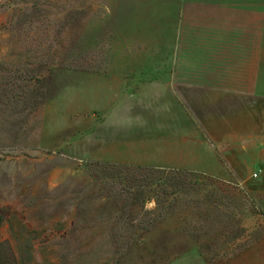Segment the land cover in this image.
Masks as SVG:
<instances>
[{"label": "rangeland", "instance_id": "rangeland-1", "mask_svg": "<svg viewBox=\"0 0 264 264\" xmlns=\"http://www.w3.org/2000/svg\"><path fill=\"white\" fill-rule=\"evenodd\" d=\"M110 1L0 0V241L8 242L17 264H235L243 252L236 248L246 251L264 240V31L260 48L253 38L251 49H235L234 57L212 52L199 58L239 67L205 74L220 77L226 88L172 100L170 111L181 114L180 123L187 118V131L152 139L158 151L151 163L182 165L177 169L210 176L235 194L241 240L231 246L192 240V232L208 225L182 210L120 251L109 237L118 208L98 177L100 163L115 164L103 160L113 120L104 119L99 89L88 82L115 60ZM16 75L44 85L43 97L32 99L42 100L37 109L27 103L11 110L27 102L23 91L10 87ZM124 106L127 113L146 111L137 97ZM147 106L148 113L169 110L158 102Z\"/></svg>", "mask_w": 264, "mask_h": 264}, {"label": "crops", "instance_id": "crops-1", "mask_svg": "<svg viewBox=\"0 0 264 264\" xmlns=\"http://www.w3.org/2000/svg\"><path fill=\"white\" fill-rule=\"evenodd\" d=\"M109 5L116 15V51L110 54L115 60L99 70L101 75L91 76L88 81L99 89L95 94L104 119L113 120L108 125L107 156L103 160L165 167L151 163L158 151L152 139L158 136L164 141L187 131V118L180 123L181 114L170 111L172 100L180 103L179 100L190 97L201 99V90L226 88L220 77L205 74L233 73L239 66L227 59L215 65L199 60L212 56V52L234 57L235 49L250 50L253 38L260 48L264 0H114ZM251 26L255 28L253 33ZM158 57L162 58L156 63L154 59ZM130 97H137L146 111L132 107V113L123 112L129 109L124 103ZM155 102L169 110L148 113L147 104ZM235 261L264 264V240L249 246Z\"/></svg>", "mask_w": 264, "mask_h": 264}, {"label": "trees", "instance_id": "trees-1", "mask_svg": "<svg viewBox=\"0 0 264 264\" xmlns=\"http://www.w3.org/2000/svg\"><path fill=\"white\" fill-rule=\"evenodd\" d=\"M21 83H25L24 89ZM9 84L23 91V98L27 99V102L23 101L25 105L20 102L11 104V110L18 112L22 107L25 109L27 103L31 110H35L42 103V100L36 101L40 98L32 100L35 95L42 96L40 90L44 85L41 86L40 80L24 79L20 75L17 78L16 75ZM100 164L102 174L98 177L106 198L119 212L109 233L117 250L127 251L137 246L156 225L173 214H180L182 210L189 212L196 221L208 225L190 234L194 241L207 238L210 244L231 246L245 232L243 228H234L235 224H239L236 215H243L232 209L235 194L221 188L210 176L177 168ZM149 203H153L151 208H148ZM243 246L235 250L244 251ZM0 264H17L7 241H0Z\"/></svg>", "mask_w": 264, "mask_h": 264}]
</instances>
